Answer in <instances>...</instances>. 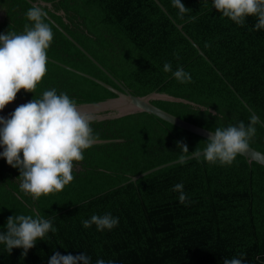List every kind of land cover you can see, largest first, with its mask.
Wrapping results in <instances>:
<instances>
[{"label": "trees", "instance_id": "trees-1", "mask_svg": "<svg viewBox=\"0 0 264 264\" xmlns=\"http://www.w3.org/2000/svg\"><path fill=\"white\" fill-rule=\"evenodd\" d=\"M159 1L209 61L154 0H88L83 6L101 9L102 23L144 54L125 76L139 84L126 85L134 95L156 91L193 101L196 105L151 100L211 131L240 121L247 125L255 113L258 123L250 146L264 153V29L253 30L257 17L237 25L215 9L213 0H181L188 8L181 17L173 0ZM165 62H171L173 71L182 66L192 81L178 82L163 71ZM129 129L134 168L125 175L84 177L73 172V181L62 191L39 199L22 192L20 181L0 190V233L10 216L20 214L51 219L57 229L37 240L27 255L22 248L10 253L0 243V264H49L56 252L85 253L91 264L98 259L106 264H223L241 253L243 264H264V166L248 163L243 155L230 166L199 156L129 182L134 175L180 159L177 141L187 145L185 157L203 150L207 141L143 111L130 113ZM177 183L184 185L185 204L172 191ZM106 213L119 218L118 226L103 231L95 224L83 227V220Z\"/></svg>", "mask_w": 264, "mask_h": 264}, {"label": "clouds", "instance_id": "clouds-1", "mask_svg": "<svg viewBox=\"0 0 264 264\" xmlns=\"http://www.w3.org/2000/svg\"><path fill=\"white\" fill-rule=\"evenodd\" d=\"M173 6L181 17L188 11L181 0H173ZM213 6L223 17L240 26L244 25L247 17L255 16L257 23L253 30L264 29V0H213ZM25 15L31 23L24 25L22 33L9 31L0 34V111L12 103L21 90L34 93L47 74V50L54 37L52 26L46 22L48 13L44 11L43 4L38 3L33 4ZM205 46L210 47V44ZM174 55L178 60L179 55ZM163 71L171 72L181 84L192 81L191 74L182 66L173 71L171 62L164 63ZM94 122L96 117L93 113L81 111L76 101L66 93L57 94L55 88L45 90L41 98L35 97L18 106L10 118L0 116V146L4 148L0 156L20 170L17 178L20 190L39 199L69 185L74 179V162L83 161L84 151L98 142V134H94L91 127ZM257 123L258 117L252 115L247 125L240 121L226 128L216 127L209 134L203 150L197 148L193 154L203 156L210 164L230 166L238 155L249 151ZM177 146L182 153L180 160H184L183 154L189 153L188 147L182 141H177ZM183 189V183L172 188L179 193L181 204L188 199ZM82 224L86 229L95 224L99 231L111 230L118 226L119 218L111 213L94 214ZM5 228L6 231L0 233V243L10 253L14 248H22L24 255L46 233L57 231L51 219L23 214L10 216ZM244 255L225 258L223 264H243ZM49 264H91V258L85 253L74 256L56 252L50 257ZM96 264L106 262L98 259ZM107 264L115 262L109 260Z\"/></svg>", "mask_w": 264, "mask_h": 264}, {"label": "water", "instance_id": "water-1", "mask_svg": "<svg viewBox=\"0 0 264 264\" xmlns=\"http://www.w3.org/2000/svg\"><path fill=\"white\" fill-rule=\"evenodd\" d=\"M87 1L0 0V34L9 31L22 33L24 25L31 23L26 19V11L38 3L43 4L44 11L48 13L46 22L50 23L54 33L53 42L47 50V74L42 82L37 85L34 93L24 90L17 93L16 99L0 111V116L10 118L18 106L35 97L41 98L45 90L55 88L57 94L66 93L76 101L81 111L93 113L96 117V122L91 127L94 134H98V142L84 151L83 161L74 162L73 172L84 177L121 176L134 168L130 113L147 112L208 139L213 131L173 115L154 105L151 100L162 99L196 105L195 102L156 91L138 96L126 87L128 82L138 84L125 76L144 54L102 23L101 9L90 4L83 6ZM154 1L172 19L160 1ZM172 21L197 49L198 54L209 61L198 44L183 31V24H178L173 19ZM240 99L249 108L241 97ZM262 125L264 127V123ZM3 151L4 148L0 146V153ZM22 156L21 153V158ZM243 156L248 163L255 161L264 166V153L251 146ZM196 157L199 156L191 154L184 160ZM184 160L177 159L158 165L132 176L129 182H135L155 170ZM19 176L20 170L10 166L0 156V190L19 181Z\"/></svg>", "mask_w": 264, "mask_h": 264}]
</instances>
